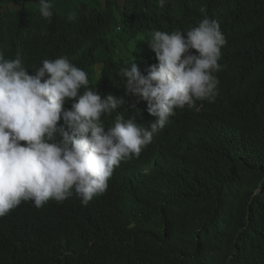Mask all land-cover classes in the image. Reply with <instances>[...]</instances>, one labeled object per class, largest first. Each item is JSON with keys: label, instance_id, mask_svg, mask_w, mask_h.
I'll use <instances>...</instances> for the list:
<instances>
[{"label": "clouds", "instance_id": "1", "mask_svg": "<svg viewBox=\"0 0 264 264\" xmlns=\"http://www.w3.org/2000/svg\"><path fill=\"white\" fill-rule=\"evenodd\" d=\"M87 3L106 30L63 0H0V264H264V199L259 212L215 187L211 208L238 215L186 234L144 206L225 126L240 140L222 168L239 160L264 195V42L248 18L219 19L243 1Z\"/></svg>", "mask_w": 264, "mask_h": 264}, {"label": "trees", "instance_id": "2", "mask_svg": "<svg viewBox=\"0 0 264 264\" xmlns=\"http://www.w3.org/2000/svg\"><path fill=\"white\" fill-rule=\"evenodd\" d=\"M168 1V0H167ZM183 3L189 1L196 8L207 7L210 4L218 3L225 4L234 0H169ZM241 6H234L230 8L231 13H227L219 17L223 24H231L234 21L241 18L249 19V28L255 40L264 42V0H242ZM63 3L67 9L66 14L72 15L74 22L80 24L83 27H89L96 31L106 30L109 27V23L101 19L95 18L91 13L87 0H63ZM189 4V3H187ZM264 69V64L262 66ZM256 85L264 90V81H256ZM244 99H235L226 105L223 109L233 108L236 114H239L242 110V104L244 105ZM263 114V115H262ZM261 116L258 118L257 123L264 124V110ZM241 127H243V121ZM244 129L243 132H245ZM221 142L208 154L206 160L194 157L193 161H198V165H193L187 157H182L179 162L178 170H175L171 177H167V181L163 184L162 194L155 196L153 201H145L144 206L151 208L158 207L162 211L168 214V228L169 230H175L179 234H186L189 230L194 228L203 227L205 222L210 219H216L223 217L224 214L234 217L238 215V209L226 210L224 204H213L211 208V202L213 198V190L215 187H220L224 196L229 198V201L237 202L241 207L246 208V205L250 203V207L253 210L261 212L262 201L264 195H253V191L247 194L253 184L252 173L246 178H243L246 168L235 159L232 163L225 166L223 169V159L227 156L224 155L232 146L231 152L237 147L238 141L234 142L236 133L232 131L231 126H225L222 128ZM234 144V145H233ZM259 147H257V150ZM255 152L246 150L243 155H239L241 159H251ZM264 171V160L259 165L257 172ZM241 199L236 197L243 196ZM264 214V211H262ZM159 220L157 211L151 210L150 213L145 214L144 223H152ZM264 220V217H263ZM258 238H264V230H260ZM75 240L73 239V242ZM2 253H0V261ZM80 257H76L79 261ZM81 264V263H77Z\"/></svg>", "mask_w": 264, "mask_h": 264}, {"label": "bare ground", "instance_id": "3", "mask_svg": "<svg viewBox=\"0 0 264 264\" xmlns=\"http://www.w3.org/2000/svg\"><path fill=\"white\" fill-rule=\"evenodd\" d=\"M228 230H230V228Z\"/></svg>", "mask_w": 264, "mask_h": 264}, {"label": "rangeland", "instance_id": "4", "mask_svg": "<svg viewBox=\"0 0 264 264\" xmlns=\"http://www.w3.org/2000/svg\"><path fill=\"white\" fill-rule=\"evenodd\" d=\"M104 1V0H103ZM148 50V49H147Z\"/></svg>", "mask_w": 264, "mask_h": 264}]
</instances>
